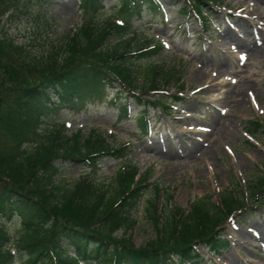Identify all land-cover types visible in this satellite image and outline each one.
Masks as SVG:
<instances>
[{
    "label": "trees",
    "instance_id": "16d2710c",
    "mask_svg": "<svg viewBox=\"0 0 264 264\" xmlns=\"http://www.w3.org/2000/svg\"><path fill=\"white\" fill-rule=\"evenodd\" d=\"M44 1L0 0V24L27 15ZM111 1L117 2L111 16L123 18L122 23L110 17L98 20ZM189 1L194 10L185 13L199 17L205 1ZM80 10L87 17L81 27L37 51L0 33V216L21 220L17 243L23 255L17 259L13 253L11 234L0 219V264H192L201 259V245L211 253L228 246L220 227L260 200L264 175L250 196L230 190L217 202L211 196L199 198L188 210L170 204L169 193L162 202V194L155 192L145 203L144 214L156 235L137 247L126 234L134 229L133 216L151 185L145 178L136 180V168L126 167L116 175L117 188L109 195L96 174L102 161L116 152L91 140L81 143L79 134L62 136L57 124L43 128L47 118L62 110L82 112L108 100L110 89H116L110 101L120 107L122 118L132 97L166 111L167 97L158 96L159 90L182 80L174 67L139 65L162 47L150 49L147 37H137L140 27L134 24L146 15L160 17L161 0H80ZM137 71L145 82L139 97L132 93ZM152 91L156 95L144 97ZM252 127L248 130L252 135L260 132L259 124ZM63 160L87 167L73 187L53 183L63 172ZM121 230L124 236L118 237ZM71 248L73 254L68 252Z\"/></svg>",
    "mask_w": 264,
    "mask_h": 264
},
{
    "label": "rangeland",
    "instance_id": "374dc122",
    "mask_svg": "<svg viewBox=\"0 0 264 264\" xmlns=\"http://www.w3.org/2000/svg\"><path fill=\"white\" fill-rule=\"evenodd\" d=\"M216 1L205 0L203 15L207 21L204 25L193 14L186 15L185 11L190 10L189 0H161L162 18L146 15L135 23L136 27L142 26V30L162 40L166 47V51L153 61L185 73V90L180 95L183 100L178 102L173 97L179 94L174 85L166 94L171 115L161 109H150L151 134L145 136L138 128L144 107L136 103L131 105L132 120L128 122L118 123L119 113L107 101L78 115L61 111L51 119L47 118L43 125L44 129H50L55 123L59 129L61 124L70 121L62 136L72 138L80 134L81 143L105 140L110 146L128 144L125 159L105 158L97 182L107 186L112 195L117 188L116 175L122 167L136 165L140 173L137 178L140 175L148 177L146 181H150L152 190L145 192L141 207L134 215L136 225L126 234L137 246H144L155 238V230L144 214V205L155 192L159 191L162 196L169 193L172 204L189 208L197 198L212 196L214 201L230 190L250 195L255 182L264 175V54L245 50L246 46L259 49V45L254 46V34H264V20H261L264 14L259 16L251 11V7L255 5L258 10H263L264 3L259 0ZM116 6L117 2H108L106 11L98 19L106 20L115 12ZM14 17L6 20L8 23L0 24V33L6 34L15 44H26L36 51L44 44H57L62 36L75 32L87 19L80 13L78 0H46L26 16ZM240 20L251 22L248 31L241 26ZM205 29L209 31L207 37ZM228 31L239 39L240 48L225 43L223 34ZM146 62L148 60L141 62L140 67ZM137 78L136 86H143V75L139 74ZM247 88L251 90L244 95L242 106L234 109L233 104L239 97L229 92L246 91ZM141 90L139 88L136 94ZM229 122L234 127L233 136L216 144L213 154L201 156L202 149L217 139L215 128ZM252 123L262 126L256 136L246 133L247 129L253 131ZM198 145L202 148L197 149ZM62 163L64 173L53 183L73 187L86 167L70 160ZM153 185H157V189ZM259 198L254 207L239 217L228 219L221 227L230 239V249L236 248V251H226L212 260L209 250L202 245L200 251L204 261L264 264L263 235L255 237L257 232L253 228L257 220L264 219V205L259 206L264 203V192ZM7 228L15 239L12 247L19 251L20 221L10 220ZM238 229L247 230L249 234L244 235L251 237L244 240L242 235L235 233ZM117 236H124V232L119 231ZM17 254L19 259L23 257L20 251ZM227 256L232 257V261Z\"/></svg>",
    "mask_w": 264,
    "mask_h": 264
},
{
    "label": "bare ground",
    "instance_id": "6f19581e",
    "mask_svg": "<svg viewBox=\"0 0 264 264\" xmlns=\"http://www.w3.org/2000/svg\"><path fill=\"white\" fill-rule=\"evenodd\" d=\"M260 2L264 3V0H259ZM261 7V6H259ZM251 11L252 12H256L260 15L264 14V8L263 10H258V7H256L255 5H253L251 7ZM261 20H264V17L261 18ZM240 23L242 24L241 26H244L246 31H248V26L251 24L250 21H246V20H240ZM252 31V30H251ZM223 39H225V43L231 45L230 47H234V48H240L241 47V43L238 42L239 39L236 38L234 36L233 33L231 32H226L223 34ZM254 37H255V45H259V49H255V48H251V47H245V50H248V51H253L254 53L255 52H259V53H263L264 54V34H261V33H258L256 32L254 34ZM247 51V52H248ZM258 53V54H259ZM251 88H247L246 91H242V90H231L229 93L230 94H237V96L239 97L238 100L236 102H234L233 104V107L235 109V107L237 108H240L242 105L241 102L245 101V96L246 93L249 94ZM254 91V90H253ZM229 99H232V98H229ZM216 129V133H215V136H217V139L212 143L210 144L209 146H207L206 148H203L202 149V152H201V156H205V157H208L210 154H213V148L215 147L216 144L220 143L221 140L223 139H226V138H229V137H232L233 136V132H234V127H233V124L232 122H229V123H224L222 124L221 126L219 125ZM203 146V143L202 145ZM200 145L196 146V148H202ZM198 164V162H197ZM253 228L256 230L257 234L256 236H262L263 235V241H264V219H260V220H257V222L253 225ZM235 233L237 234H240L243 236V239L246 240L248 239L249 237H246L244 234L247 233L249 234V232H247V230L245 231H240V229H238L237 231H235ZM230 258V256L228 257Z\"/></svg>",
    "mask_w": 264,
    "mask_h": 264
}]
</instances>
